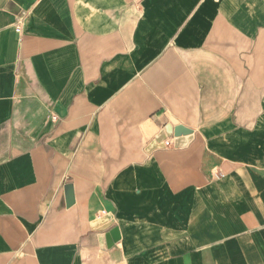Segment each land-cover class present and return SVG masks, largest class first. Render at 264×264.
Segmentation results:
<instances>
[{
  "label": "crops",
  "instance_id": "0c3cea01",
  "mask_svg": "<svg viewBox=\"0 0 264 264\" xmlns=\"http://www.w3.org/2000/svg\"><path fill=\"white\" fill-rule=\"evenodd\" d=\"M0 264H264V0H0Z\"/></svg>",
  "mask_w": 264,
  "mask_h": 264
},
{
  "label": "water",
  "instance_id": "95a60500",
  "mask_svg": "<svg viewBox=\"0 0 264 264\" xmlns=\"http://www.w3.org/2000/svg\"><path fill=\"white\" fill-rule=\"evenodd\" d=\"M144 132L146 133V137L148 140H150L149 143V148H154V147H162L163 146V140L168 137L169 135L173 134L175 137H178L180 135H185L190 132V129L182 126L175 124L173 127L170 125L165 126L161 130H159L154 124H152L150 121H147L144 125ZM156 134V135H155ZM66 191L69 195V201L72 200V195H71V187L70 185L66 186ZM111 235L113 236L114 239H116V229L111 231Z\"/></svg>",
  "mask_w": 264,
  "mask_h": 264
},
{
  "label": "built area",
  "instance_id": "2783aa9c",
  "mask_svg": "<svg viewBox=\"0 0 264 264\" xmlns=\"http://www.w3.org/2000/svg\"><path fill=\"white\" fill-rule=\"evenodd\" d=\"M20 29H21V27H20V22H17V23L15 24V30H16L17 32H20Z\"/></svg>",
  "mask_w": 264,
  "mask_h": 264
}]
</instances>
